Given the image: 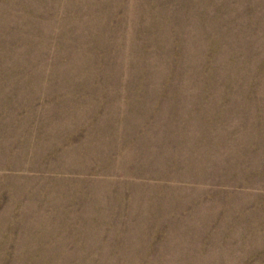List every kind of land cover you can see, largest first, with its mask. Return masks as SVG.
<instances>
[{
    "label": "rangeland",
    "instance_id": "rangeland-1",
    "mask_svg": "<svg viewBox=\"0 0 264 264\" xmlns=\"http://www.w3.org/2000/svg\"><path fill=\"white\" fill-rule=\"evenodd\" d=\"M0 264H264V0H0Z\"/></svg>",
    "mask_w": 264,
    "mask_h": 264
}]
</instances>
